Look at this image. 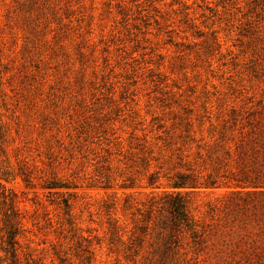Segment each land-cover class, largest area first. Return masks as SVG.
<instances>
[{
	"label": "rangeland",
	"instance_id": "1",
	"mask_svg": "<svg viewBox=\"0 0 264 264\" xmlns=\"http://www.w3.org/2000/svg\"><path fill=\"white\" fill-rule=\"evenodd\" d=\"M233 111L264 118V0H0V264H246L209 155ZM170 194L205 252L158 234Z\"/></svg>",
	"mask_w": 264,
	"mask_h": 264
},
{
	"label": "trees",
	"instance_id": "2",
	"mask_svg": "<svg viewBox=\"0 0 264 264\" xmlns=\"http://www.w3.org/2000/svg\"><path fill=\"white\" fill-rule=\"evenodd\" d=\"M234 113L230 125L223 127L222 138L212 147L215 157L209 155L214 160L215 176L227 180L221 184L243 190L233 193L235 201L225 213L226 235L230 241L236 239L243 244L244 248L238 252L246 264H264V118H253V114L238 118ZM199 151L200 146L196 145L198 157L201 156ZM186 168L191 170L190 166ZM220 169L224 174L218 176ZM216 177L208 174L200 181L201 177L191 172L178 173L169 179V186L176 189L212 188L218 186ZM166 203L167 218L162 221L159 235L166 232V228L170 238L174 232L187 233L194 254L205 252L213 245L208 243L212 234L189 215L187 201L182 195H167ZM232 255H236L233 250Z\"/></svg>",
	"mask_w": 264,
	"mask_h": 264
}]
</instances>
